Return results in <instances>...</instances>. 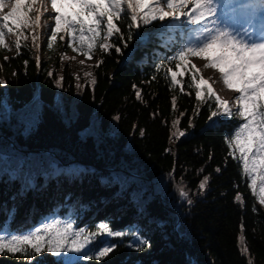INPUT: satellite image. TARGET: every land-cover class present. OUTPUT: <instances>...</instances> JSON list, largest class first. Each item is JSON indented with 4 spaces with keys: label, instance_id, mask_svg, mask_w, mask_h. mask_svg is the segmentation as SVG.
Wrapping results in <instances>:
<instances>
[{
    "label": "trees",
    "instance_id": "obj_1",
    "mask_svg": "<svg viewBox=\"0 0 264 264\" xmlns=\"http://www.w3.org/2000/svg\"><path fill=\"white\" fill-rule=\"evenodd\" d=\"M160 27L154 22L141 29L151 33V40L142 44L134 36L126 48L119 37L111 38L109 43L120 46L121 54L115 47L100 51L105 36L101 31L93 47L97 62L79 75L71 61L56 60L55 67L40 62L38 68L25 47L19 54L0 52L7 73L6 85H0V225L24 232L45 220L72 218L74 225L91 233L105 221L114 230L142 222L151 228L150 234L140 229L151 247L132 250L124 246L129 239L125 237L103 264H264V208L249 187L241 161L234 158L238 152L228 144V134L241 122L221 117L223 123L210 126L214 104L197 102L190 87L192 95L170 85L164 76L170 66L165 58L185 46L186 26ZM121 31L127 40V31ZM60 36L78 48V40L63 31L53 48L72 50ZM187 59L191 69L190 56ZM161 64L164 68L156 72ZM183 71L187 86L188 71ZM60 77L62 86L57 87ZM178 118L180 124L173 127ZM178 131L186 135H172ZM72 169H79V175ZM17 170L19 179L12 180ZM203 176L209 181L200 190ZM28 178L36 187L14 202L12 197ZM181 187L191 205L179 195ZM36 259L38 264H57L49 254ZM0 264L25 261L20 255L0 254Z\"/></svg>",
    "mask_w": 264,
    "mask_h": 264
},
{
    "label": "snow or ice",
    "instance_id": "obj_2",
    "mask_svg": "<svg viewBox=\"0 0 264 264\" xmlns=\"http://www.w3.org/2000/svg\"><path fill=\"white\" fill-rule=\"evenodd\" d=\"M29 3H23L22 0H0V13L5 7L10 10L0 15V47L9 48L5 44V36L13 32L9 27V21L13 22L16 29H31L35 34L32 35V44L39 51L40 33L36 29L40 27H49L47 21L41 25L43 15L39 8L36 9L34 18L30 17L22 8L32 10ZM228 0H225L227 3ZM259 4L264 7V0H259ZM191 5V7H189ZM65 6L72 9L71 13H65ZM224 5L221 0H51V10L55 13L54 26L51 27V35L48 37L47 48L52 49L53 42L56 41L58 33L65 32L72 41L78 40V48L82 55L91 59L96 36L100 32L105 33L103 42L99 44L101 52H109L115 47L117 54L122 53V48L115 44H110L109 40L113 37H119L120 42L127 47L128 41L135 36L142 44L151 40V33H145L141 29L155 23L160 24L159 30L165 28H175L180 24L194 27L198 30L199 38L194 43H189L183 48L175 50V54L166 57L170 62L166 68L164 76L169 79L172 87L179 86L182 94L192 95L187 91L190 87L194 90L195 100L208 106L211 102L214 109L210 111L208 121L210 126L217 122L223 123L220 118H232L238 121L233 132L228 134V144L233 148V153L238 152V158L242 163L243 172L246 178H250L249 187L255 189L257 179L261 185V193H264V32L259 38L244 39L234 30L227 26H221L219 10ZM254 10V5L252 6ZM40 8L47 11V4L41 0ZM116 21H123L117 26ZM103 25V28L101 26ZM127 31V40L124 39ZM78 33V37H77ZM85 33L88 35L86 36ZM15 41V48L19 54L21 49L20 36ZM25 40L27 36H23ZM63 40L64 36H60ZM68 47L74 52L78 50L72 42ZM130 55H134L130 53ZM201 58L207 63L206 68L217 70L222 82L227 89L239 93L235 97L236 108L230 106L229 101L222 99L215 91L209 79L200 74V70L195 64L191 65L192 71L188 68V57ZM64 57H62L63 59ZM6 61L8 57L4 58ZM69 59H75L71 57ZM104 61L101 60L99 64ZM28 61H25L27 65ZM81 64L84 61H80ZM36 66L40 67V57L36 56ZM187 70L189 81L187 86L182 83L185 72L174 71ZM164 68L161 64L156 67V72ZM52 75L51 72L48 73ZM15 75V73H13ZM86 75H91L86 74ZM180 75L181 79L177 77ZM199 75V80L197 76ZM157 77H152L155 80ZM60 77L56 82L57 87H61ZM6 80L0 79V85H6ZM93 84L96 80L93 79ZM79 87V85H77ZM206 93V94H205ZM137 99H140V92L136 93ZM173 110L176 108V99H172ZM184 112L180 113L183 117ZM173 127L180 124V119L172 122ZM189 126L192 127L191 120ZM143 136V130L140 131ZM173 136L183 137L184 131L172 133ZM60 169L55 174L60 173ZM73 175H79V169H72ZM220 171L219 168L216 169ZM17 171L11 173L12 180L19 179ZM209 181L208 176H203L199 183V189L204 190ZM101 183L105 181L101 180ZM36 187L35 181L28 178L24 181L21 189L14 194L12 200L15 202L17 196L24 198L30 189ZM179 195L186 199L187 204L191 205L193 201L189 198V193L181 187ZM259 195L260 204L264 205V194ZM235 199L239 201L241 196L238 194ZM15 211V205L8 215ZM7 212V209H6ZM127 237L128 243L124 246L135 250L143 251L150 248V241L141 235L140 229L136 225H130L123 230L111 229L110 223L105 221L97 225V231L89 233L84 228H79L73 222H61L57 219L45 220L31 229L24 232H13L5 225H0V254H11L14 257L20 255L24 257L25 264H38L37 257L43 258L44 254H49L55 258L57 264H88L96 261L103 264V258L117 249L124 243ZM113 239L119 243H113ZM241 243L244 237H240Z\"/></svg>",
    "mask_w": 264,
    "mask_h": 264
},
{
    "label": "rangeland",
    "instance_id": "obj_3",
    "mask_svg": "<svg viewBox=\"0 0 264 264\" xmlns=\"http://www.w3.org/2000/svg\"><path fill=\"white\" fill-rule=\"evenodd\" d=\"M25 3L24 1H22ZM30 0H28L26 3H29ZM44 2L47 4V11L44 10V8H40L41 0H35L34 3H31L32 10L29 11L26 8H22V11H26L28 15L32 18H34L36 14V9L39 8L40 12L43 13L41 17V25H44V22L47 21L48 26L51 25L54 26V19L55 13L51 10V0H44ZM224 3L226 5V8L233 10L232 13H234L233 20H235L236 17H239L246 27V30L248 34L250 35H256V38L260 37V34L264 32V7H262L259 4L258 0H228L227 3H225V0H221V3ZM5 3H8V0H5ZM254 5V10L253 6ZM191 7V5H189ZM10 9L5 7L2 13L0 15L7 13ZM63 11L67 13H71L72 9L65 6ZM9 27L13 28V32L9 35L5 36V44L9 45V48H3L0 47V52L5 51L9 53H14L16 50L15 48V41L18 38V33H23L22 36H20L21 40V47H25L26 51L30 54H33L35 57L39 55L40 62H43L45 65H48L49 67H55L56 60L58 61H71V69L79 75L81 71H90L92 69V66L94 63L98 60V54L94 52L91 59L85 57L80 52L73 50L61 49V48H53L48 49L47 43H48V37L51 35V28L50 27H40L39 29H36V32L40 33V39L38 41L40 47L39 51H37L36 47L32 44V35L35 34L31 29H16L13 22L9 21ZM186 26V25H185ZM222 26V23H221ZM23 36H27L28 39L25 40ZM185 45L189 43H194L196 39L199 38L198 30L194 27L186 26V33H185ZM64 40L62 42L64 43ZM70 42V39H67V42L64 43L68 45ZM62 57H64L62 59ZM71 57H75V59H69ZM192 62L195 64L196 68L200 70V74L203 75L204 78L209 79L212 83L213 88L215 89L216 93L222 98L227 101H229L230 106L235 109L236 103H235V97L239 95V93H236L232 90H229L226 88V86L222 82V77L220 73L217 70L206 68L205 64L207 61L190 56ZM80 61H84L83 64L80 63ZM4 67L1 65V56H0V79L5 80L6 74L4 72ZM2 99L5 101V103H10V98L7 95L1 96ZM242 122V121H240ZM239 155V153H238ZM251 182V180H250ZM257 195V198L259 200L258 194H264L261 193V185L259 183V179H257V185L255 189H253ZM260 203V202H259ZM263 208L264 205L260 204ZM58 220V219H57ZM73 219H65V220H59L61 222H67L72 221ZM134 225L138 226L139 229H144L149 234L151 233V228L146 224L142 222H136ZM142 235V234H141Z\"/></svg>",
    "mask_w": 264,
    "mask_h": 264
}]
</instances>
